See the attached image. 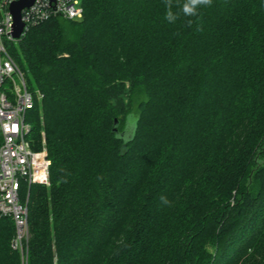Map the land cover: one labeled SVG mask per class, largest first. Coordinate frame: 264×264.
Listing matches in <instances>:
<instances>
[{
  "label": "trees",
  "instance_id": "16d2710c",
  "mask_svg": "<svg viewBox=\"0 0 264 264\" xmlns=\"http://www.w3.org/2000/svg\"><path fill=\"white\" fill-rule=\"evenodd\" d=\"M81 4L9 45L51 164L21 190L23 254L0 216V264H264V0L191 26L164 0Z\"/></svg>",
  "mask_w": 264,
  "mask_h": 264
},
{
  "label": "built area",
  "instance_id": "2783aa9c",
  "mask_svg": "<svg viewBox=\"0 0 264 264\" xmlns=\"http://www.w3.org/2000/svg\"><path fill=\"white\" fill-rule=\"evenodd\" d=\"M15 1L18 0H0V216L13 220L16 233L11 247L23 254L29 193L24 198L21 190L25 184L47 183L51 160L44 144L35 149L27 137L30 124L26 114L33 107L35 96L9 52V44L19 39L13 36L11 5ZM82 15L81 0H34L21 11L24 23L21 37L44 19L53 16L80 19Z\"/></svg>",
  "mask_w": 264,
  "mask_h": 264
},
{
  "label": "clouds",
  "instance_id": "9594fccd",
  "mask_svg": "<svg viewBox=\"0 0 264 264\" xmlns=\"http://www.w3.org/2000/svg\"><path fill=\"white\" fill-rule=\"evenodd\" d=\"M212 4V0H183L182 4H177L179 9L178 12H174L173 8V0H164L165 7V19L170 23H175L180 16L182 15L187 19V23L189 26L193 24V19L200 15L201 9L204 7H210ZM164 203L168 201L166 198H161Z\"/></svg>",
  "mask_w": 264,
  "mask_h": 264
},
{
  "label": "water",
  "instance_id": "95a60500",
  "mask_svg": "<svg viewBox=\"0 0 264 264\" xmlns=\"http://www.w3.org/2000/svg\"><path fill=\"white\" fill-rule=\"evenodd\" d=\"M34 0H18L12 3L11 11L14 16V28H13V36L15 38H20L21 34L24 30V23L21 20V11L25 7H29ZM118 120L115 119V125H117Z\"/></svg>",
  "mask_w": 264,
  "mask_h": 264
},
{
  "label": "rangeland",
  "instance_id": "374dc122",
  "mask_svg": "<svg viewBox=\"0 0 264 264\" xmlns=\"http://www.w3.org/2000/svg\"><path fill=\"white\" fill-rule=\"evenodd\" d=\"M6 85H8V83ZM23 245H26L27 246V238L26 237L23 239ZM22 264H24L23 258H22Z\"/></svg>",
  "mask_w": 264,
  "mask_h": 264
}]
</instances>
